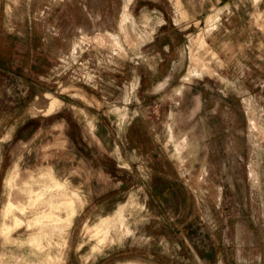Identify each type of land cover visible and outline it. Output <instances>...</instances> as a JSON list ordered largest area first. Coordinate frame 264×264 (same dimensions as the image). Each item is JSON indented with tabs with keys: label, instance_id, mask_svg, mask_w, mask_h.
<instances>
[{
	"label": "rangeland",
	"instance_id": "rangeland-1",
	"mask_svg": "<svg viewBox=\"0 0 264 264\" xmlns=\"http://www.w3.org/2000/svg\"><path fill=\"white\" fill-rule=\"evenodd\" d=\"M0 264H264V0H0Z\"/></svg>",
	"mask_w": 264,
	"mask_h": 264
}]
</instances>
